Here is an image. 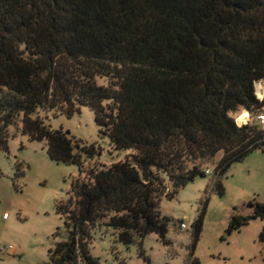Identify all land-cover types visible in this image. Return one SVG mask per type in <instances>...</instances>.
Listing matches in <instances>:
<instances>
[{"label":"trees","instance_id":"16d2710c","mask_svg":"<svg viewBox=\"0 0 264 264\" xmlns=\"http://www.w3.org/2000/svg\"><path fill=\"white\" fill-rule=\"evenodd\" d=\"M262 82L264 0H0V150L8 151L15 127L44 142L51 160L79 169L67 200L55 204L63 229L49 263L99 264L90 253L99 232L139 250L149 234L169 245L162 197L204 177L218 153L212 189L222 196L231 165L264 152L255 122ZM82 107L123 159L89 164L102 148L37 116L71 118ZM240 110L239 120L247 112L253 120L239 126L231 114ZM246 206L251 213L232 216L227 235L264 220V204ZM205 210L192 225L187 264H200Z\"/></svg>","mask_w":264,"mask_h":264},{"label":"rangeland","instance_id":"374dc122","mask_svg":"<svg viewBox=\"0 0 264 264\" xmlns=\"http://www.w3.org/2000/svg\"><path fill=\"white\" fill-rule=\"evenodd\" d=\"M255 89L261 98L263 84H256ZM242 111L231 114L238 124L247 121L244 117L239 120ZM37 116L52 129L68 132L80 145L102 148V154L89 164L109 165L125 155L113 151L109 141L99 135L94 114L86 107L71 118L45 111H38ZM8 133V151L0 150V247L12 250L0 251V264H50L49 251L60 240L54 235L63 229L55 204L67 200L71 180L78 176L79 169L51 160L44 142L28 140L15 127H10ZM221 157L218 153L205 164V176L188 183L173 199L162 197L159 210L168 219L169 245H164L156 234H149L139 250L137 244L115 243L110 231L99 232L93 237L91 255L99 264H187L192 225L206 203L202 233L194 251L199 263L264 264V244L258 241L264 220H253L238 232L226 234L232 216L251 213L248 202L264 204V152L253 151L232 164L222 178L224 194L219 196L212 185ZM16 163L20 166L19 178H15ZM181 224L186 228L182 229Z\"/></svg>","mask_w":264,"mask_h":264},{"label":"built area","instance_id":"2783aa9c","mask_svg":"<svg viewBox=\"0 0 264 264\" xmlns=\"http://www.w3.org/2000/svg\"><path fill=\"white\" fill-rule=\"evenodd\" d=\"M263 96H264V89L262 90V97L261 98H259V100H262L263 99ZM251 121V119L249 118V116H248V118H247V121H245L243 124H238L239 126H242V125H246V124H248L249 122ZM255 122L261 127V128H263L264 129V109L255 117ZM181 228L182 229H185L186 227H185V225H183V224H181ZM8 250H12V248L11 247H9V248H5V247H0V251L1 252H5V251H8Z\"/></svg>","mask_w":264,"mask_h":264},{"label":"bare ground","instance_id":"6f19581e","mask_svg":"<svg viewBox=\"0 0 264 264\" xmlns=\"http://www.w3.org/2000/svg\"><path fill=\"white\" fill-rule=\"evenodd\" d=\"M248 116H249L248 113H245L242 117H244L247 120Z\"/></svg>","mask_w":264,"mask_h":264},{"label":"water","instance_id":"95a60500","mask_svg":"<svg viewBox=\"0 0 264 264\" xmlns=\"http://www.w3.org/2000/svg\"><path fill=\"white\" fill-rule=\"evenodd\" d=\"M263 86H264V82H262Z\"/></svg>","mask_w":264,"mask_h":264}]
</instances>
